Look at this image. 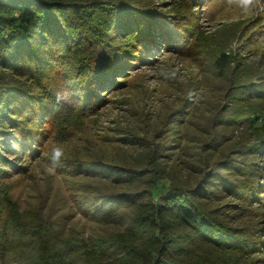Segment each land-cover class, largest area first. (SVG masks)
<instances>
[{
  "label": "trees",
  "instance_id": "1",
  "mask_svg": "<svg viewBox=\"0 0 264 264\" xmlns=\"http://www.w3.org/2000/svg\"><path fill=\"white\" fill-rule=\"evenodd\" d=\"M174 2L188 7V0ZM146 4L0 0V183L7 168L25 170L13 158L24 162L36 157L42 121L47 130L57 127L56 132L64 133L92 112L102 89L112 86L124 66L149 61L173 38L176 48L189 41L187 27L169 29L171 23L153 17L156 11ZM226 58L223 53L214 61L221 68ZM65 90L77 93L69 97L71 104L80 101L77 106L56 103L54 93ZM253 146L251 157L231 163L236 171L231 180L217 164L197 187L177 182L168 188L162 183L91 195L84 204L93 209L90 221L95 226L88 230L73 222V216L62 214L56 227L39 213L35 225L13 224L10 237L0 222V264H231V256L254 264V254L264 245L254 227L228 225L219 207L211 205L225 192L238 200L240 214L246 215L255 201L264 209V143ZM67 166L61 164L58 170L68 173ZM102 166L89 168L102 174L108 170ZM120 173L114 177L123 182L127 177Z\"/></svg>",
  "mask_w": 264,
  "mask_h": 264
},
{
  "label": "rangeland",
  "instance_id": "2",
  "mask_svg": "<svg viewBox=\"0 0 264 264\" xmlns=\"http://www.w3.org/2000/svg\"><path fill=\"white\" fill-rule=\"evenodd\" d=\"M145 1L156 11L153 17L171 23L169 29L187 27L189 41L183 39L185 45L176 48L173 38L149 61L124 66L112 86L102 89L92 112L64 133L56 132L57 127L47 130L45 121L39 124L44 131L37 135L41 146L36 157L24 162L13 158L25 170L7 168L1 178L0 222L10 237L16 223L35 225L39 213L56 227L62 214L73 216L86 230L94 227L93 209L84 204L93 194L162 183L197 187L217 164L231 180L236 177L231 163L251 157L253 144L264 143V0H188L185 8L174 0ZM223 53L228 63L219 68L214 60ZM54 147L63 149L68 173L59 167L54 173L47 170ZM90 165L108 170L101 174ZM119 172L127 177L123 182L114 177ZM211 205L224 213L225 223L254 227L258 241H264L259 201L247 207L246 215L225 192ZM254 255V264H264V245ZM229 259L231 264H248L246 259Z\"/></svg>",
  "mask_w": 264,
  "mask_h": 264
},
{
  "label": "clouds",
  "instance_id": "3",
  "mask_svg": "<svg viewBox=\"0 0 264 264\" xmlns=\"http://www.w3.org/2000/svg\"><path fill=\"white\" fill-rule=\"evenodd\" d=\"M72 95H77V93L69 92L67 90H65L63 93H60V92L54 93L56 103L59 104L63 100L66 103H68L69 106L75 107L80 103V101L77 100L75 104H71L69 102V97ZM66 159L67 157L64 155L63 149L61 147H54L51 150V154L46 163L47 170L51 173H54L56 168H58L64 161H66ZM52 162H55L54 166Z\"/></svg>",
  "mask_w": 264,
  "mask_h": 264
}]
</instances>
